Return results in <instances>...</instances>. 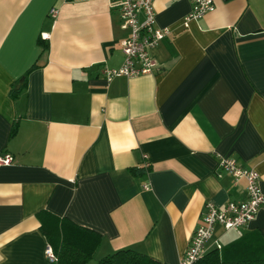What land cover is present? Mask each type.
Masks as SVG:
<instances>
[{
    "label": "crops",
    "instance_id": "0c3cea01",
    "mask_svg": "<svg viewBox=\"0 0 264 264\" xmlns=\"http://www.w3.org/2000/svg\"><path fill=\"white\" fill-rule=\"evenodd\" d=\"M212 3L185 24L189 0H154L158 70L107 81L129 34L117 0H0V264H48L40 214L97 233L96 261L179 264L205 204L246 201L220 156L264 195V0ZM241 238L264 244L263 210L241 236L217 225L206 251Z\"/></svg>",
    "mask_w": 264,
    "mask_h": 264
},
{
    "label": "built area",
    "instance_id": "2783aa9c",
    "mask_svg": "<svg viewBox=\"0 0 264 264\" xmlns=\"http://www.w3.org/2000/svg\"><path fill=\"white\" fill-rule=\"evenodd\" d=\"M117 1L122 27L129 33L120 43L124 61L119 69L104 70L103 75L107 81H110L116 77L134 78L152 74L158 70L153 51L169 35V30L155 26L154 0ZM189 1L191 11L184 18L185 24L201 19L213 8L212 0ZM56 13L55 8L50 10L52 17H55ZM140 14L143 15L141 21L139 20ZM42 36L45 38L44 35ZM11 163V155L0 154V166H9ZM217 168L234 181H245L246 201L228 203L223 209H218L212 203L205 204L200 224L190 237L188 248L179 264H192L205 254L206 246L212 239L214 228L217 225L241 236L242 228L246 227L260 210L264 211V195L259 186L257 172L240 165L232 158L222 156L218 157ZM44 254L48 264L56 263V257L49 245L46 246Z\"/></svg>",
    "mask_w": 264,
    "mask_h": 264
},
{
    "label": "trees",
    "instance_id": "16d2710c",
    "mask_svg": "<svg viewBox=\"0 0 264 264\" xmlns=\"http://www.w3.org/2000/svg\"><path fill=\"white\" fill-rule=\"evenodd\" d=\"M14 85V99L23 87ZM16 133V126L10 136ZM40 230L56 257L55 264H87L92 260L101 243V237L87 228L78 226L68 219H51L38 215ZM96 264H165L131 249H122L108 254ZM192 264H264V244L256 238H241L221 249H212Z\"/></svg>",
    "mask_w": 264,
    "mask_h": 264
},
{
    "label": "rangeland",
    "instance_id": "374dc122",
    "mask_svg": "<svg viewBox=\"0 0 264 264\" xmlns=\"http://www.w3.org/2000/svg\"><path fill=\"white\" fill-rule=\"evenodd\" d=\"M95 257V256H94ZM96 258H93L92 260H90L87 264H96Z\"/></svg>",
    "mask_w": 264,
    "mask_h": 264
}]
</instances>
